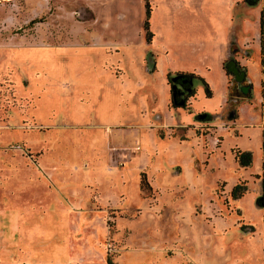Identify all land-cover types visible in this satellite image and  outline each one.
<instances>
[{
    "label": "rangeland",
    "instance_id": "374dc122",
    "mask_svg": "<svg viewBox=\"0 0 264 264\" xmlns=\"http://www.w3.org/2000/svg\"><path fill=\"white\" fill-rule=\"evenodd\" d=\"M144 1L0 0V264H264V0Z\"/></svg>",
    "mask_w": 264,
    "mask_h": 264
},
{
    "label": "trees",
    "instance_id": "16d2710c",
    "mask_svg": "<svg viewBox=\"0 0 264 264\" xmlns=\"http://www.w3.org/2000/svg\"><path fill=\"white\" fill-rule=\"evenodd\" d=\"M244 1H246L247 3H254V0H244ZM144 6H145V13L147 15L149 8H148V4H147L146 0L144 1ZM146 25H147V21L145 19V21H144V28L145 29H147ZM258 51H259V64L261 66V69L264 70V30L262 28L261 17H260L259 32H258ZM236 69H237V67H236ZM225 70H226V68H225ZM184 74H186V73H184ZM186 75L191 76L190 74H186ZM180 76H181V74L178 73L177 76H176V79L178 77H180ZM205 87H206V84H205ZM173 89L174 88H172V91H173ZM206 90H207V88H206ZM191 93H192V90H189L187 94L190 95ZM172 97H173L172 98V102L174 104H176V105L179 104V102H178L179 98H176L175 94ZM185 97L186 96H184L182 98L183 101H182L181 105H184ZM197 117H198L199 120L209 119L210 118V114L201 113V114H198ZM236 157L239 159L240 164H242L244 166L248 165L250 163V161H251V154H250L249 151L236 150ZM260 179H261V193L256 197L255 202H256L257 205L264 206V171L261 172ZM237 187H238V185H235V186L232 187V189H231V194L232 195L240 194L241 191L240 190L238 191Z\"/></svg>",
    "mask_w": 264,
    "mask_h": 264
},
{
    "label": "flooded vegetation",
    "instance_id": "af4514ba",
    "mask_svg": "<svg viewBox=\"0 0 264 264\" xmlns=\"http://www.w3.org/2000/svg\"><path fill=\"white\" fill-rule=\"evenodd\" d=\"M147 4H148V2H147ZM146 21H147V19H146ZM233 67H237V69H236L235 72L237 73V75H240L241 68L238 67L237 64H235V62H233V60H228V62H226V64H225V68H226L227 71L231 72V74L234 77V74L232 73ZM178 73H180L181 76L178 77L175 80L176 86L174 87L173 91H172V85L169 88L171 95L173 96L175 94V97L176 98H179V95L177 93L178 90H182L183 97L189 95V94H187L189 90H192L193 91V89H191V87H189L190 86V83L188 82V77H191V76L186 75V74L181 73V72H176V74H178Z\"/></svg>",
    "mask_w": 264,
    "mask_h": 264
},
{
    "label": "water",
    "instance_id": "95a60500",
    "mask_svg": "<svg viewBox=\"0 0 264 264\" xmlns=\"http://www.w3.org/2000/svg\"><path fill=\"white\" fill-rule=\"evenodd\" d=\"M235 71H236V67H233L232 73L234 74V78L238 79V80L241 79L242 78V71L240 72V75H237V73Z\"/></svg>",
    "mask_w": 264,
    "mask_h": 264
},
{
    "label": "crops",
    "instance_id": "0c3cea01",
    "mask_svg": "<svg viewBox=\"0 0 264 264\" xmlns=\"http://www.w3.org/2000/svg\"><path fill=\"white\" fill-rule=\"evenodd\" d=\"M263 163H264V158H263Z\"/></svg>",
    "mask_w": 264,
    "mask_h": 264
}]
</instances>
